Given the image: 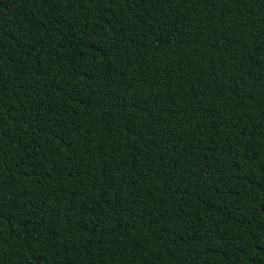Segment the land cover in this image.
<instances>
[{
	"label": "trees",
	"instance_id": "trees-1",
	"mask_svg": "<svg viewBox=\"0 0 264 264\" xmlns=\"http://www.w3.org/2000/svg\"><path fill=\"white\" fill-rule=\"evenodd\" d=\"M0 264H264V0H0Z\"/></svg>",
	"mask_w": 264,
	"mask_h": 264
}]
</instances>
